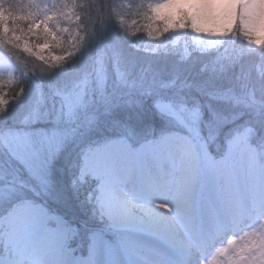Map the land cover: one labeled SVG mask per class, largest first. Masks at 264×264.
<instances>
[{
	"label": "rangeland",
	"instance_id": "rangeland-1",
	"mask_svg": "<svg viewBox=\"0 0 264 264\" xmlns=\"http://www.w3.org/2000/svg\"><path fill=\"white\" fill-rule=\"evenodd\" d=\"M36 1H41L44 8L50 10L48 6H50L51 0ZM135 1L136 6L130 7L127 0H117L115 4H113L117 7V9L115 8V11L110 7H105V3L103 4V7L107 8L105 12H103V19H108L109 16L110 21H115L112 22L115 32L119 33V31H126L128 33L133 30L134 22L131 21H135L134 18H137L138 21H145V23H143L145 26L147 22V5L150 0ZM72 4L73 0L61 1L60 6H62V8L60 11V8H57V11L61 13L62 10H64L62 16L65 17L66 15H75V13L73 14L68 10ZM3 5V0H0V11L5 9L2 7ZM0 16H2V14H0ZM53 16V13H50L49 16L45 13L40 14V17L45 19ZM23 18V23H31L38 19L36 13H29L28 16H24ZM243 19L245 20V18ZM245 21L252 26L247 30V34L242 32L240 18L237 17L234 24V32L224 37L212 34L213 29L219 26L217 21L203 20L198 26L208 29L207 32L201 31L199 33H194L190 29H186L182 31L168 32L160 39L150 38L148 43L139 44L136 42L143 49L131 47L130 51H135V55H138V51L142 52L140 55L148 54V58L136 61L137 57L135 55H125L124 52L120 50L122 46L121 43H123L121 41L125 40L123 36L121 41L119 38L113 40L114 38L112 35L107 33L110 38H106V35L103 34L102 38L98 39V29L93 28L94 31H91L92 37L90 38L88 45L85 46V40L87 37L84 35L87 31H83V33L79 35V32L75 27L70 30L66 28L60 29L57 26L55 27L57 21L49 22V24L47 21L43 23V19H41V21H38L35 25L40 24L44 34L49 33L52 35L53 33L56 34L57 31H66L70 35L72 31L73 35L76 37V43L71 47L72 55H70L65 63L62 61L63 57L53 56L50 54V49H46L44 46L38 47L32 45L30 47L25 45L24 50H29L27 52L31 55V73H27V75L21 69L16 68L11 62L10 57L0 49V62L4 65V67L0 65V68L3 69V73H0V92L3 94L7 91L8 98L11 101L9 110L3 115V119L2 116H0V168L7 170L9 174H14L18 171L20 178L26 180L29 187L34 186L35 194L32 192L28 193L33 201L29 207L36 208V210L38 209V211L41 212V215L45 214L46 219L52 217L54 222L59 223L64 229L66 228L68 230L67 242L72 241L71 244H75V246L68 245L71 251H75L81 242V238L78 235V229L84 231L88 228V230L91 231L89 237L86 236L89 243L93 242L95 238L101 243H104V234H106L110 240V242L108 241L106 243L107 246H111L115 239V241L118 242L121 238V232H117L111 227L110 219L105 213V206L103 204L104 200L101 195V180L99 177L93 175L87 167H84V159L90 158L93 151H99L101 147L109 142H122L131 147L129 137H131V134L133 135V133H130L132 129L122 121L120 122L122 130L117 131V135L111 134L115 137L98 145H87L86 147L85 144V147L81 150L82 155L79 160V165L78 167L76 166V168H73V158H75L76 154L73 155L72 152L77 151V153H80V149H82V144L80 143L83 139L91 138L97 131L99 132L101 128L98 125L102 126L101 122L103 120L97 123L98 125L95 124L94 127H89V122L94 123L97 116L99 117V120L101 118L105 119L106 117H109L108 115H104L102 110L97 113L94 110L95 105L93 104L94 93L95 99L100 101L101 104L103 102V97L100 94L103 79L105 77L107 78L108 89L117 97L123 93L124 89L122 86L125 83H135L136 87L134 91L136 93H144L145 95L141 96L144 100H148L147 91L148 93L151 92L159 95L162 98L174 97L177 100H179L178 98L182 99L180 95L173 94L172 96H168L163 92L155 91L156 88H153L154 86L158 87L156 84L159 82V79H157L155 74L162 69L160 67L158 69V67L153 64L151 65L150 70H148V67L146 64L144 65V63L149 60V58L154 63L160 62V56L157 55V49L154 47L158 46L164 48L163 45L169 42L168 39L172 38L171 35L173 33H179V36L190 39L187 41L191 43L190 47L193 48L197 45L201 49L211 50V52H206L211 53L213 59L219 62V64L224 62L227 51H231V49L234 48V44H238L237 50H239L240 47H243L245 50L254 52L264 51V45L258 47L253 43L255 37L251 33L256 23L247 20ZM51 23L54 24V27L51 26ZM45 26H47L49 31H45ZM126 27H129V29L131 28L130 31ZM103 29L106 30L105 28ZM157 30L159 31L160 29L157 28ZM139 33L144 37L147 36L145 34V28L136 32L137 35ZM0 37L5 39V35L3 34ZM209 45H213V47L209 48ZM171 46L176 48L175 51L171 52L173 53L171 56L174 58H171L173 61H169L168 59L167 61L172 64L171 68L175 69V71H184L186 66L184 61H186L187 50L183 49V47H177L176 44H171ZM196 52L204 53V51L201 50H196ZM177 60L183 62H178ZM259 64L260 63L254 62L251 67L254 74H257L256 78H258L257 81H259L257 85L254 86L258 91L264 93V77H262L264 72L259 68ZM187 67L188 66H186V69ZM243 70V72H246V69ZM209 72L213 73L211 70H209ZM10 74H12V79L19 81L17 82V84H20L18 90L9 86L8 81ZM21 77V80H17ZM21 89H23V97L17 101V93ZM200 89L201 87L199 90ZM220 93L222 96L220 99H223L225 101L224 103L228 102L230 105L234 106L244 104L255 113L256 118H259L257 116H260L259 110H264V95L256 97L249 91V95L246 96L244 94L246 96V98H244L238 96L239 94L236 95V92L234 91L228 92L222 90ZM81 96H86L87 99L85 104L80 103ZM125 99H127L126 96ZM37 109L39 110L40 115L34 116L33 113ZM123 109L133 111L136 117L143 115V113L150 114V109L148 108L147 103L144 104L143 107H133L131 109L122 108L121 110ZM239 114L243 119L237 122L234 130L246 134L251 141V137L255 132L254 124L257 123L258 120L254 118L252 113L246 114L247 117L244 116L243 113ZM261 115V119L264 120V113ZM96 128H99V130ZM198 128V125L193 124L191 129L182 128L181 130H184V133H187L186 135H189L193 142H195L196 150L194 148L193 151L198 152V166L205 173L213 163L214 158V155L209 150V146L210 144H213L215 148H217V144L212 142L211 137H208V149L206 152L201 147V139L197 134ZM106 129L107 128H104V130ZM126 130H129L128 133L130 135L125 132ZM53 133H57V135L54 136ZM65 133L67 135H64ZM203 135L207 136L206 130H203ZM162 136L169 137L170 133ZM162 136L143 140V142L133 147V150H139L141 147L143 148L145 146L158 147L161 144L160 139ZM183 136L179 138H176L175 136L171 137L173 141L176 140V142H187L188 139L183 138ZM29 144L42 145L38 156H33L31 154ZM70 145L72 146L71 150L69 149ZM222 147L224 148L223 145H220V148ZM243 151H245L243 146H238L235 149L236 157ZM234 160H236V158ZM234 160L230 164L233 165ZM26 164H30L34 172L30 171L26 167ZM231 166L229 165L227 169L223 170V173L227 174V176L231 175L230 172H228ZM254 166L256 167V165ZM63 171H65L64 174L67 175L68 179L74 180L71 181V187L69 186L73 190V195L69 196V183L67 182L66 184L65 181L64 183L62 182L61 178ZM41 178L47 182L46 187L41 186ZM87 178L88 184L83 191L86 192V195L80 190L77 193L79 183H82ZM71 202L75 205L78 204L77 206L82 207V209H88L92 215L91 219L97 218L96 226L89 228L74 219L75 216L69 211L71 210ZM248 210L251 212L250 210L252 209L248 208ZM50 213H53L54 215L51 216ZM255 215L256 217L251 224L246 226L243 225V227L236 230L234 233L224 237L214 248L211 249V251L208 253L205 252V254L208 255V259H212L216 256V252L222 247L229 249V255H234L235 250L245 243V239H242L245 231L251 232L253 229L261 230L262 225H264V218H259L257 214ZM5 216H7L5 210L0 209V226L1 220ZM258 219L260 220V223L257 222ZM8 231L9 228H7V225L2 224V227H0V264H2L1 259L6 256L2 247L4 243L3 235L5 236ZM228 239H233L234 244L228 245ZM75 257L79 256L76 255Z\"/></svg>",
	"mask_w": 264,
	"mask_h": 264
},
{
	"label": "snow or ice",
	"instance_id": "snow-or-ice-1",
	"mask_svg": "<svg viewBox=\"0 0 264 264\" xmlns=\"http://www.w3.org/2000/svg\"><path fill=\"white\" fill-rule=\"evenodd\" d=\"M242 2L247 0H150L147 5L145 34L149 38L160 39L168 32L186 29L194 33L207 32L208 29L199 27L198 24L205 19H213L219 26L213 29L212 34L224 37L234 32L237 17L240 18L242 32L247 34V30L252 26L243 19L245 12L238 11V5ZM255 2L259 4V11L251 34L255 37L253 43L259 47L264 45V0H255ZM68 10L76 12L77 8L69 7ZM33 27L38 28L39 25ZM9 30L10 26L6 22L0 24V31ZM45 31H49L47 26ZM129 34L134 35L135 32ZM52 38H56L54 33ZM208 47L211 48L213 45ZM0 73H3L2 68ZM8 83L13 87L17 84V81L12 79V74L9 75ZM122 87L123 93L118 97L114 96L108 89L105 77L100 92L103 102L101 104L97 101L94 93V110L97 113L102 110L104 115L113 117L114 123H120L124 119L119 115L122 108L143 107L147 103L152 118L159 121L171 135L179 136L182 128L191 129V126L196 124L199 126L197 134L201 139V147L206 152L208 137L217 144V151L219 146L223 145L224 151L219 157L213 158L216 169L223 171L229 167L230 162L236 158L235 149L238 146H243L250 163L264 167V138L258 146L252 145L246 134L234 130L237 122L243 118L233 107L221 106L219 101L215 105L211 102L206 103L201 99L200 93L193 98L185 95L177 100L174 97L162 98L149 92L148 100H144L141 98L144 93L134 91L135 83H125ZM204 95L210 101L213 93ZM22 97L23 89L17 93V101ZM86 99V96H81L80 103L85 104ZM10 103L8 93L5 91L0 95V116L7 113ZM33 115L39 116V110H35ZM127 119L131 120V115ZM97 123H99L98 116L94 123L89 122V127H94ZM261 124L264 126V120ZM203 130L207 131V136L203 135ZM168 138L162 136L161 141H166ZM29 147L31 154L38 156L42 145L29 144ZM26 167L34 172L30 164H26ZM40 183L42 187H46L47 182L42 178ZM29 192L35 194L34 186L29 187L28 182L20 178L18 171L9 174L7 170L0 168V209H4L6 215H19L22 207L31 205L33 201L28 195ZM155 195L156 198L151 200L144 207L142 214L134 219L146 226L153 234L162 235L166 242L146 250L143 253L144 264H264V225L261 230L245 231L242 237L245 243L235 250L234 255H229V249L223 247L218 249L212 259H208L207 254H202L203 248L207 247L211 251L215 247L217 233L237 225L248 214L247 207L242 206L239 201L229 202L233 210L230 215L225 213L223 205L218 210H212L205 215L195 207L190 192L178 188L173 191H158ZM251 211L259 218H264V195L260 204ZM257 222L260 223V220L258 219ZM227 243L233 245L234 240L228 239Z\"/></svg>",
	"mask_w": 264,
	"mask_h": 264
},
{
	"label": "bare ground",
	"instance_id": "bare-ground-1",
	"mask_svg": "<svg viewBox=\"0 0 264 264\" xmlns=\"http://www.w3.org/2000/svg\"><path fill=\"white\" fill-rule=\"evenodd\" d=\"M241 10L245 12V20L256 23L259 4L255 0L240 3L238 11ZM0 65L4 67L2 62ZM183 135L187 142H176L169 137L163 142L160 139L158 147L145 146L139 150H133L122 142H109L99 151L92 152L90 158L84 159V167L101 180V195L111 227L121 232V238H124L118 242L115 239L111 246L108 245L110 247L96 238L91 243L87 240L81 249L89 248L78 258L74 250L69 249L72 241L67 242L66 228L54 222L52 217L46 219L36 208L20 209L19 215H7L1 220L0 227L5 224L9 228L3 235L2 248L6 256L1 263L144 264L143 253L166 241L134 217L142 214L158 191L179 188L192 193L195 207L205 215L222 205L225 213L230 215L233 210L229 202L234 200L247 209L260 204L264 195V167H255L243 151L234 164H230V176L215 167L204 173L198 166V152L193 151L194 148L196 150L195 142L189 135ZM250 219L246 215L234 229L250 223ZM79 230L78 233L82 231ZM229 231L217 233L215 244ZM90 233L88 231L87 237Z\"/></svg>",
	"mask_w": 264,
	"mask_h": 264
},
{
	"label": "trees",
	"instance_id": "trees-1",
	"mask_svg": "<svg viewBox=\"0 0 264 264\" xmlns=\"http://www.w3.org/2000/svg\"><path fill=\"white\" fill-rule=\"evenodd\" d=\"M61 1L64 0H51L50 10H46L44 8V5L41 1L36 0H3L5 9H2L0 11V24L4 23L2 21H5L9 26L10 30L8 32L0 31V36L3 34L5 35V39L0 37V48H2L10 57V60L12 63L16 66V68L21 69L22 71L27 73H31L30 69V58L31 55L29 54V50H24L25 45L28 46H44L46 49H50V54L53 56H59L63 57V62L65 63L71 54V47L73 44L76 43V37L73 35L72 31L69 35L68 32L64 31H57L55 34V39L52 38V35L49 33L44 34L42 30V26L38 28L33 27L38 21H41L43 19V23L45 21L52 22L57 21L55 24V27L57 26L60 29H72L75 27L78 34H82L83 31H87V33L84 35L86 38L85 40V46L88 45V42L90 38L92 37L91 31H94L93 28L98 29V39L102 38L103 34L106 35V38H110L107 33H110L113 40H119L121 41L122 36L125 38L124 41H121V49L124 54H130L135 55L136 52L130 51V48L137 47L138 49L141 48L139 44L148 43L150 41V38L148 36L144 37L141 33L138 35L136 32L139 30H143L145 21H138L137 18H134V28L130 31L129 27H126L129 29L130 32H135L134 35H130V32L126 31H119L115 32L112 22L110 21V17L108 16V19H103V12L107 8H111L113 11H115V8L117 9L115 2L117 0H73V4L71 7H76L77 11L72 12L75 15H66L62 16V13L64 10H62L61 13L57 11V8H60L61 10L62 6H60ZM66 1V0H65ZM129 2L130 7L136 6L135 0H127ZM142 0H137V2ZM105 3V7H103V4ZM82 5V6H80ZM42 10V11H41ZM56 10V11H55ZM40 11V12H38ZM36 13L38 19L31 23H23V17L28 16L29 13ZM38 12V13H37ZM45 13L47 16H49L50 13H53V17H49L47 19L41 18L40 14ZM59 13V14H58ZM80 16L83 18L81 19ZM35 17V15H34ZM122 18V16H121ZM65 20V21H63ZM130 22V21H128ZM41 23V22H40ZM190 23V22H189ZM50 24V23H49ZM51 26L54 27V24L51 23ZM105 28L106 30H104ZM79 29V30H78ZM159 29V27H158ZM107 31V32H105ZM109 31V32H108ZM172 38L168 39L169 42H167L164 46V48L161 47H154L157 49V55L160 56V62L154 63L150 58L147 60L144 65L148 67V70H150L151 65H155L156 67H159L162 69L158 73L155 74L157 79H159V84L157 83V86H154L153 88H156L155 91L163 92L167 94L168 96H172L173 94L180 95L181 98L183 96H188L189 98H193L197 95V93H200V97L202 100H204L206 103L211 102L214 105L217 103V101L220 102L221 106L224 107H233L234 110L238 113H243L244 116L247 117L246 114L252 113L254 115V118H256V115L254 112L250 110L247 106L244 104L241 105H230V103H224L225 101L223 99H220L221 93L220 91H234L236 92V95L246 98V96L249 95V91L252 92L256 97L264 95V93H261L258 91L254 85H257L259 81H257L258 78L257 74H254L252 70V65L255 63H260L259 68L264 72V51L261 52H254L250 50H245L243 47H240L239 50L238 44H234V48L231 49V51H227L224 62L222 64H219V62L215 61L213 59V56L211 53V50H204L198 47L197 45L195 47H190L189 42H187L190 39L184 38L179 36V33H173L171 35ZM105 38V39H106ZM127 40V41H126ZM166 41V40H163ZM138 42V43H136ZM171 42V43H170ZM24 44V45H23ZM171 44H176L177 47H183V49H186L187 56L186 61L184 63L186 64L184 71L172 69V64L169 61L171 58H174L171 56L173 53L172 51H175L176 48L172 47ZM27 48V47H26ZM129 48V49H128ZM196 50L204 51L202 52H196ZM207 51V52H206ZM140 51H138V55H135L137 57L136 61H139L143 58H148V54L146 55H140ZM185 53V52H184ZM166 56V57H165ZM176 56V55H174ZM167 59L169 61H167ZM178 62H183L181 60H177ZM175 62V61H174ZM227 63V64H225ZM246 69V72H243ZM209 70H211L213 73H210ZM241 71V72H240ZM17 73V72H16ZM148 73V71H147ZM22 76V75H21ZM159 77V78H158ZM192 77V78H191ZM264 77V74L262 75ZM21 78H18L17 80H21ZM193 81H191V80ZM19 82V81H17ZM20 84H16L15 87L9 84L12 88L18 90ZM201 89L199 90V88ZM1 89V85H0ZM248 90V91H246ZM1 91V90H0ZM211 92L213 93V96L211 100L209 101V98L205 96V93ZM148 93V91H147ZM4 94V93H3ZM2 92H0V95H3ZM246 96H245V95ZM177 98V97H176ZM216 98V99H215ZM180 99V98H178ZM10 105V104H9ZM249 112V113H248ZM264 111L259 110L260 116H257L259 118H256L258 120L257 123L254 124L255 132L253 134L252 141L253 143L258 146L261 142V138H264V126H262V115ZM251 114V115H252ZM119 115L123 116V121L129 126L132 131L131 134L132 139H137L135 141H138L139 139H145L148 136H151L150 134L157 135L160 132L165 131L166 129L164 126L157 120H154L152 118L151 110L149 113H143V115H140L139 117H136V115L133 113V111H128L126 109H123L120 111ZM131 115L132 119L128 120L127 117ZM3 119V115H2ZM1 119V120H2ZM103 120V121H102ZM101 122L102 126L98 125L101 130L96 132L91 138L83 139V141L80 143L82 144V147L90 142L91 140H100L103 138H106L107 136H111V134H116L117 131L122 130L120 123H114L113 117L109 116L105 119L101 118L99 122ZM104 128H107L104 130ZM99 130V128H96ZM127 134H129V130L125 131ZM130 135V134H129ZM213 150L216 152H222V149H219L217 151V148H215L214 145H212ZM220 148V146H219ZM70 150L72 149V146L70 145ZM81 150V149H80ZM73 155H75L73 168H76L78 164V153L77 151L72 152ZM62 164V163H61ZM65 171L62 172V182L64 181L69 183L68 187L71 184V179L67 178V175L64 174ZM68 179V181H67ZM88 178L85 179L82 183H79V189L77 190V193L79 190L86 195V192H83L85 189V186L88 184ZM94 184V183H93ZM71 187V186H70ZM69 187V188H70ZM70 195H73V190L70 188L68 189ZM78 198V195H77ZM77 201V200H76ZM70 204V212H72L73 216H75L74 219H76L79 223L84 224L85 226L91 228L93 226H96L97 218H92L91 213L88 211V209H85L80 206H77L78 204ZM72 205V206H71ZM79 207V208H78ZM81 208V209H80ZM88 229V228H87ZM85 229L78 233L81 240L84 242H81L82 245H84L87 232L89 230ZM85 236V238H84Z\"/></svg>",
	"mask_w": 264,
	"mask_h": 264
}]
</instances>
